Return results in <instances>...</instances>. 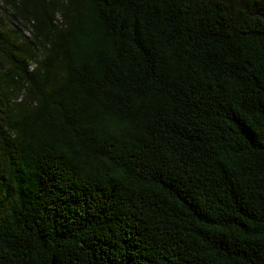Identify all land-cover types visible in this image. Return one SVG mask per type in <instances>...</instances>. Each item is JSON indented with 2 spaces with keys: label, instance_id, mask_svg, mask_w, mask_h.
Here are the masks:
<instances>
[{
  "label": "trees",
  "instance_id": "1",
  "mask_svg": "<svg viewBox=\"0 0 264 264\" xmlns=\"http://www.w3.org/2000/svg\"><path fill=\"white\" fill-rule=\"evenodd\" d=\"M0 264H264V0H0Z\"/></svg>",
  "mask_w": 264,
  "mask_h": 264
}]
</instances>
